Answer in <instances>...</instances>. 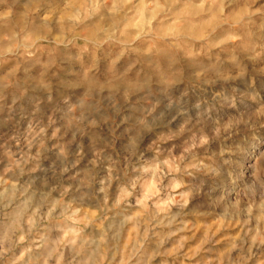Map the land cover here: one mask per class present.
<instances>
[{"label": "clouds", "instance_id": "9594fccd", "mask_svg": "<svg viewBox=\"0 0 264 264\" xmlns=\"http://www.w3.org/2000/svg\"><path fill=\"white\" fill-rule=\"evenodd\" d=\"M0 264H264V0H0Z\"/></svg>", "mask_w": 264, "mask_h": 264}]
</instances>
